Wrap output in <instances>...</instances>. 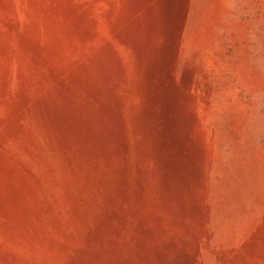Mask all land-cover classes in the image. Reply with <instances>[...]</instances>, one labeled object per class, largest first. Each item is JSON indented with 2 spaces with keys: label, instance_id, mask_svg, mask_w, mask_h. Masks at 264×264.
<instances>
[{
  "label": "rangeland",
  "instance_id": "1",
  "mask_svg": "<svg viewBox=\"0 0 264 264\" xmlns=\"http://www.w3.org/2000/svg\"><path fill=\"white\" fill-rule=\"evenodd\" d=\"M0 264H264V0H0Z\"/></svg>",
  "mask_w": 264,
  "mask_h": 264
}]
</instances>
